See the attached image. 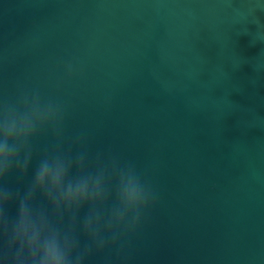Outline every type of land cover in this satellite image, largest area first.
Segmentation results:
<instances>
[{
	"label": "water",
	"instance_id": "water-1",
	"mask_svg": "<svg viewBox=\"0 0 264 264\" xmlns=\"http://www.w3.org/2000/svg\"><path fill=\"white\" fill-rule=\"evenodd\" d=\"M34 102L57 115L0 180L5 223L27 203L71 264H264V0H0V114ZM42 162L99 199L54 208Z\"/></svg>",
	"mask_w": 264,
	"mask_h": 264
},
{
	"label": "clouds",
	"instance_id": "clouds-1",
	"mask_svg": "<svg viewBox=\"0 0 264 264\" xmlns=\"http://www.w3.org/2000/svg\"><path fill=\"white\" fill-rule=\"evenodd\" d=\"M56 115L52 107L41 110L35 102L23 113L5 109L0 114V180L10 173L12 165L18 164L19 146L31 138L37 126L56 119ZM26 168L27 161L17 171L23 174ZM32 192L45 195L54 208H75L86 201L99 199V189H90L86 181L67 184L66 168L61 162H42L37 167L32 177ZM119 201L121 212L130 213L135 218L150 205L151 196L132 174H126L121 178ZM8 204L7 195L0 193V209ZM113 222H122L120 213L114 216ZM94 227L85 225V231L91 232ZM0 237L7 244L4 250H0V264H71L72 243L61 240L50 231L43 218L31 213L27 203L18 206L10 225L0 218Z\"/></svg>",
	"mask_w": 264,
	"mask_h": 264
}]
</instances>
